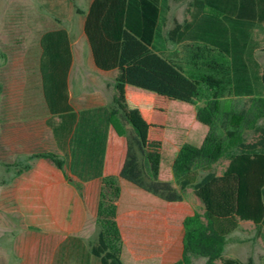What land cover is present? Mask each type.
<instances>
[{
    "label": "trees",
    "instance_id": "1",
    "mask_svg": "<svg viewBox=\"0 0 264 264\" xmlns=\"http://www.w3.org/2000/svg\"><path fill=\"white\" fill-rule=\"evenodd\" d=\"M171 9V0H93L77 11L86 15L84 32L96 67H123L128 84L192 104L208 127L200 145H182L173 183L154 177L142 131L122 113L117 95L111 105L72 107L73 48L63 27L39 39L46 123L62 152L34 151L4 166L11 179L48 159L83 196L84 183L104 174L114 128L127 141L122 178L167 202L184 200L191 189L201 203L183 220L182 257L173 264H194L199 257L205 264H256L253 256H227L226 249L241 221L251 222L254 240H264V71L255 56L264 0H191L189 17L169 25ZM98 225L87 255L98 264H124ZM74 241L82 243L70 236L58 249V264L86 261L85 254H71Z\"/></svg>",
    "mask_w": 264,
    "mask_h": 264
},
{
    "label": "crops",
    "instance_id": "2",
    "mask_svg": "<svg viewBox=\"0 0 264 264\" xmlns=\"http://www.w3.org/2000/svg\"><path fill=\"white\" fill-rule=\"evenodd\" d=\"M92 1L90 0L88 7ZM172 1L175 0H171V6ZM88 7L85 10L77 9L86 11ZM77 14L81 18L78 26L82 24L84 29L86 15L78 11ZM61 27L69 32L73 48V61L68 75V92L72 107L75 110H81L111 105L114 95H117L132 119L145 120L150 132L159 128L163 129L162 134L152 137L150 133L145 138L147 146L152 149L148 157L156 179L174 181L173 166L182 145L185 143L200 145L208 132V127L197 120L203 131L200 140L177 141L172 138L173 132L170 131L169 125L155 123L150 118L155 110L154 105L147 100L142 102L144 97L140 91L133 93L128 86H124L122 88L125 91L124 94L122 90L115 87V81L101 80L83 71V64L80 66L78 64L81 59L77 58L74 51L77 39L74 40L71 28ZM77 66L79 71L75 78ZM91 66L93 67L92 64ZM93 70L96 74L112 75L115 69L96 71L93 67ZM111 88L115 91L112 96ZM76 99L80 104H75ZM190 105L196 115L195 106ZM48 117L49 114L46 120ZM49 130L47 138L43 141L42 150L39 151L62 152L51 128ZM173 147L175 149L170 154L168 151ZM126 152V137L119 135L114 128H110L104 174L100 178L84 183L83 196L60 168L44 158L38 159L33 169L7 179V183H15L16 196L24 206V220L41 227L52 239L55 250L59 249L70 236L82 239V243L74 241V248L70 251L74 258L78 254H85L86 261L72 259L71 264H98L87 255L86 251L89 243L97 236L98 222L104 230L110 250L119 255L124 264H173L182 257L183 220L194 213L195 207L201 206L200 201L194 197L188 200L186 198L190 190L188 189L184 200L167 202L122 178L120 171ZM84 237L89 239L85 240Z\"/></svg>",
    "mask_w": 264,
    "mask_h": 264
},
{
    "label": "rangeland",
    "instance_id": "3",
    "mask_svg": "<svg viewBox=\"0 0 264 264\" xmlns=\"http://www.w3.org/2000/svg\"><path fill=\"white\" fill-rule=\"evenodd\" d=\"M190 1H172L169 25L173 18L183 20L185 16L189 17L187 8ZM89 2L0 0V264H58V249L55 250L52 239L41 227L24 220V206L16 196L15 183H2L4 178L9 179L10 176L4 164L42 150L43 141L50 131L46 123L48 113L39 73V39L46 30L61 26L71 28L74 40L77 39L74 51L81 59L78 64H83L82 70L101 80L115 81V87L119 90L128 86L133 93L140 91L144 97L141 101L147 100L154 105L155 110L150 118L155 123L169 125L172 138L177 141L202 138V128L190 104L128 85L123 67L113 70L112 75L94 73L93 67L96 71L100 69L93 63L83 26H78L81 18L76 11L77 8L85 10ZM255 36L260 45L255 56L264 71V30H256ZM78 71L77 66L75 78ZM110 90L112 96L115 91ZM74 102L80 104L77 99ZM119 104L122 113L141 129L147 155L150 154L152 149L147 146L145 138L150 133L152 137L160 135L163 129L150 132L145 120L132 119L120 100ZM118 119L123 125L119 116ZM174 149L168 152L171 154ZM170 182L173 183V180ZM193 197L197 199L190 189L186 198L191 200ZM253 237L251 222L241 221V227L233 234L226 255L242 259L251 255L256 259V264H264V240H254ZM195 264H205L204 259L196 258Z\"/></svg>",
    "mask_w": 264,
    "mask_h": 264
}]
</instances>
